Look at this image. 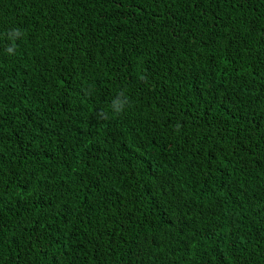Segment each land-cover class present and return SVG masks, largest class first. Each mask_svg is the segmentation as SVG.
Wrapping results in <instances>:
<instances>
[{
    "label": "trees",
    "instance_id": "1",
    "mask_svg": "<svg viewBox=\"0 0 264 264\" xmlns=\"http://www.w3.org/2000/svg\"><path fill=\"white\" fill-rule=\"evenodd\" d=\"M0 264H264V0H0Z\"/></svg>",
    "mask_w": 264,
    "mask_h": 264
},
{
    "label": "clouds",
    "instance_id": "2",
    "mask_svg": "<svg viewBox=\"0 0 264 264\" xmlns=\"http://www.w3.org/2000/svg\"><path fill=\"white\" fill-rule=\"evenodd\" d=\"M23 35V32L20 29H13L6 33V36L9 40L13 41V43L6 48V51L9 54H14L15 51V44L14 41L20 38ZM130 101L127 95L121 91L117 94V97L112 100L111 102V114L112 115H119L124 112L125 107L129 105ZM99 118L108 119L110 118L109 113L101 112L97 114Z\"/></svg>",
    "mask_w": 264,
    "mask_h": 264
}]
</instances>
